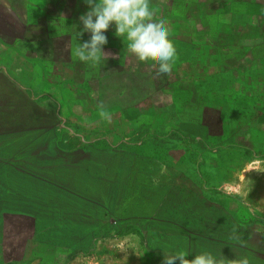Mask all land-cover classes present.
<instances>
[{
	"label": "rangeland",
	"instance_id": "374dc122",
	"mask_svg": "<svg viewBox=\"0 0 264 264\" xmlns=\"http://www.w3.org/2000/svg\"><path fill=\"white\" fill-rule=\"evenodd\" d=\"M225 1L198 0L215 10ZM169 2L153 0L176 48L172 67L192 61L187 74L204 85L197 95L202 103L185 112H198L216 134L201 130L197 138L176 130L162 112L136 125L137 115L119 111L131 102L117 88L126 82L134 89L139 80L126 74L101 81L107 64L89 62L84 70L72 56L80 43L78 17L86 11L82 0H0V264H165L166 253L178 250L192 254L189 259L204 250L234 260L238 253L221 254L227 245L212 238L264 230L253 228L264 225V161L247 165L245 175L236 171V196L223 185L217 190L210 171L211 160H226V147L211 144L241 139L247 123L232 113V100L216 92L229 82L227 74L216 75L220 56L213 42L233 46L237 38H211L210 32L229 29L215 14L177 21L173 14L185 16L187 6L174 4L170 12ZM231 2L230 24L232 12L243 16L257 7ZM59 14L66 23L56 24ZM244 19L236 34L251 38V19ZM89 38L84 33L80 40ZM106 47L111 55L124 48L136 53L114 26ZM135 53L133 66L142 60ZM224 54L229 60L236 53ZM64 105L77 121L60 115ZM228 123L236 128L230 134ZM179 156L190 158L187 168ZM227 222L237 225L226 228Z\"/></svg>",
	"mask_w": 264,
	"mask_h": 264
},
{
	"label": "crops",
	"instance_id": "0c3cea01",
	"mask_svg": "<svg viewBox=\"0 0 264 264\" xmlns=\"http://www.w3.org/2000/svg\"><path fill=\"white\" fill-rule=\"evenodd\" d=\"M250 1L251 2L247 3L244 2V5L252 6L254 3L255 6L262 8L261 10H263V12L261 13L259 18L260 20L258 21L259 25L264 26V0ZM231 3H233L231 0H226L223 3V9H217V11L221 10L224 12L221 14L222 16H220L221 19L229 20L228 17H225L229 15L228 12L230 10ZM232 15L231 18L235 19L240 14L232 12ZM243 16V18L246 17L247 21L251 19L250 21L257 22L256 18H253L251 10L244 13ZM252 27L254 28V36L252 35L251 38L246 33L243 35H237L236 33L239 27L232 30L229 28L225 33L222 31L219 32L220 30L213 32L217 37L225 36L229 37V39H231V37L237 38V43L233 46H226L223 44L219 45L216 43L213 44V50L218 52L220 56L219 60H222L223 62L221 63L218 61L216 75L226 76L227 74L228 78L226 81L229 82V87H221L222 89L216 90V92L220 96L231 99L232 113L245 121L247 120L246 125L241 128L244 133V137L239 135L238 137L241 139L233 141L229 140L227 143H220L217 145L211 144V147H226V151L223 153V155L226 156V160L222 159L221 161L219 156L217 157V161L211 160L210 171L213 176V180H215L216 189L220 190V186L223 185L225 187L224 189H227L233 196H236V192H238L241 188V184L236 181V171L242 168V172L245 175V167L247 165L256 166L257 163L264 161V44H262V42L260 44H248V42L260 41H263L264 43V40L259 37L260 35L258 36V34L262 31V26L260 28L257 26ZM261 34V36H264V33ZM105 51L106 55L101 61L102 65L107 64L108 66L104 65L100 67V69L105 67V72H103L102 76H100L101 81H105L113 75L124 76L126 74L135 76L139 80L134 89L130 90L129 87L127 88L128 83L123 82L121 87L117 88L116 91V94L120 97L127 95L128 100L131 102L129 105L124 106V108L119 107V111H121L125 116L131 115V112L137 115L136 125H140V123L142 124V121H145L147 117L153 118L156 112H162L169 120L172 119V122H175L176 130L183 129L191 132V134L195 135L197 138V134H200L201 130L212 134H216V132L219 131L218 128L213 125L209 126L203 116L198 112L193 116H189L188 113L185 112V109H189V106L190 109L198 108L202 102L199 104L197 103L200 100L197 95L199 92L204 90V85L197 77L195 78L196 80H194L193 75L189 77L187 74L188 66L192 67L191 65H193L192 61L182 62L180 67H178L179 65L175 67L173 66L170 71L161 73L159 71V62L155 57H142V60L135 58V60L139 59V62L137 61V66H133L131 61L133 60L135 52L133 53V51L131 52L130 50L126 51L124 48L123 51L119 50V53L111 55L112 50L106 46ZM224 52H233L236 54L227 60ZM135 54L138 53L136 52ZM121 60L126 61L123 64L125 68L121 65ZM71 63L74 65L75 61H71ZM88 63L89 62H83L84 70L88 69ZM118 63L120 64L121 70L116 68L118 65L115 64ZM133 70L136 72H133ZM158 75H162V77L157 78ZM86 84L87 82L84 83V85ZM158 99L160 100L157 102ZM177 102H179L180 105L175 104ZM171 103L172 106L174 105L173 107H171ZM59 113L60 115L66 113L72 120H78L75 115H70L68 113L66 105L62 108L60 107ZM107 117L108 116H105L104 118ZM227 126L229 134L236 129L232 126V124L230 125V123H228ZM252 133L257 134L261 139H253L250 136ZM104 139L106 138L102 137L99 142ZM104 147V149H106L108 146ZM172 154L173 153H171V155ZM180 156L174 157L175 160L178 164L183 161V166L187 168L186 165L191 162L190 158ZM196 161L198 163V159ZM223 170L227 171L226 176L222 175ZM196 177L197 174L195 178ZM259 212H264V203L261 205ZM225 225H227L226 228H229L232 225L237 224L236 222H227ZM245 228L248 229L249 227ZM253 228L264 229V225H254ZM216 240L222 242L221 244L223 245H227L226 252L221 254L229 255L231 252L238 253V256L234 260H228L229 264H235V261L244 255L249 256L252 259L253 264H264V230L255 231L253 232V235H246L238 240L231 237H223L221 239L212 238L213 242ZM234 240H236L237 243H235ZM223 249L224 247L222 250Z\"/></svg>",
	"mask_w": 264,
	"mask_h": 264
},
{
	"label": "clouds",
	"instance_id": "9594fccd",
	"mask_svg": "<svg viewBox=\"0 0 264 264\" xmlns=\"http://www.w3.org/2000/svg\"><path fill=\"white\" fill-rule=\"evenodd\" d=\"M86 11L78 17L82 25L78 46L71 49L74 58L82 62L99 63L106 55L108 31L114 26L115 35L127 42L129 49L135 50L140 57H155L159 62V71L171 70L176 56V48L169 39V31L162 16L156 15L153 0H82ZM66 23V19L61 16ZM89 33L88 40L80 37ZM239 239V237H233ZM192 255L187 250H178L174 255H165V264H229V261L211 251H200ZM235 264H253L252 259L244 255Z\"/></svg>",
	"mask_w": 264,
	"mask_h": 264
},
{
	"label": "trees",
	"instance_id": "16d2710c",
	"mask_svg": "<svg viewBox=\"0 0 264 264\" xmlns=\"http://www.w3.org/2000/svg\"><path fill=\"white\" fill-rule=\"evenodd\" d=\"M169 1H170L169 3H172V4L170 6H168L167 11L169 10L170 12L175 11L174 10V4L175 5H179V6L185 4L187 6L186 12H185L186 13L185 16H179L177 14H173L172 17L176 18L177 21H180V19L181 20H183V19L184 20H189L190 17L198 15V14H200L202 16L204 15V17L206 18V17L212 16L213 14H215L216 16H222L221 14L224 13L221 10L220 11L215 10L214 7L211 4H209L208 2H201L200 3V2H198V0H169ZM261 9H262L261 7L257 6L255 10L251 11L253 18H256V20H257V22L254 21V23H253V21H251V25L252 26H257L259 28L262 26L261 33H264V26L263 25H259V21H258V20H260L259 19L260 15L263 12V10H261ZM55 18L56 19H60L61 15L60 14L56 15ZM205 20H207V18ZM205 20H204V24H205ZM221 20H222V24H229L228 25L229 27H227V28H230L231 30L234 29V28H238L241 25L247 24V22L245 21V19L242 16H237L235 18L234 23H232V24H230L231 23L230 20H226V19H221ZM209 34L211 35V38L213 40H214V38H216V36L214 35L213 32H210ZM213 43H215V42H213ZM49 52H51V51H49ZM218 61L223 63L222 60H218ZM206 122H207V124L209 126L211 125L208 121H206ZM177 130H179V129H177Z\"/></svg>",
	"mask_w": 264,
	"mask_h": 264
}]
</instances>
